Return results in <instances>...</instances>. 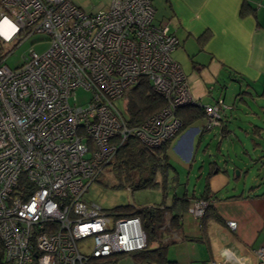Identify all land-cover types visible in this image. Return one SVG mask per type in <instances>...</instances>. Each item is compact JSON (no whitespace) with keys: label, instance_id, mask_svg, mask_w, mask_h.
I'll list each match as a JSON object with an SVG mask.
<instances>
[{"label":"built area","instance_id":"1","mask_svg":"<svg viewBox=\"0 0 264 264\" xmlns=\"http://www.w3.org/2000/svg\"><path fill=\"white\" fill-rule=\"evenodd\" d=\"M154 16L153 0H110L95 12L71 0H0L3 264H89L145 247L138 216L110 218L82 196L124 141L163 144L181 126L174 109L196 102L171 57L177 40ZM37 34L48 48L9 67L12 47ZM143 78L167 104L129 125L114 100ZM77 88L90 92L85 106L75 103ZM204 110V126L217 125L219 106ZM209 203L193 200L190 211L200 217ZM257 255L264 263L263 248Z\"/></svg>","mask_w":264,"mask_h":264},{"label":"crops","instance_id":"2","mask_svg":"<svg viewBox=\"0 0 264 264\" xmlns=\"http://www.w3.org/2000/svg\"><path fill=\"white\" fill-rule=\"evenodd\" d=\"M71 1L87 12L106 9L110 3ZM153 5L154 24L165 26L177 40L171 57L185 74L190 96L196 103L210 104L204 100L215 89L223 93L228 83L238 85L232 80L234 75L247 84L250 98L255 99L252 103L264 100V0H153ZM250 113L258 117L255 111ZM196 121H200L197 127L181 135L174 148L178 149L183 141L185 151L182 147L179 151L189 152L194 141L198 148L206 133H199L203 121ZM218 131L224 133L221 128ZM261 145L260 150H264ZM214 165L211 164L210 173L216 169ZM178 183L179 174L172 168L166 187L155 189L165 198L169 186L174 188ZM261 183L233 195H215L208 184L200 194H188L185 189L176 194L174 189L166 211L169 220L161 227L165 230L159 240L167 243V259L175 264H209L212 260L220 264H264L257 255L260 248L264 249V189H256ZM204 190L208 191L210 205L197 217L190 214L191 202L201 197ZM175 214L179 216V225L171 229L170 217ZM231 221L235 222L233 228L228 225Z\"/></svg>","mask_w":264,"mask_h":264},{"label":"rangeland","instance_id":"3","mask_svg":"<svg viewBox=\"0 0 264 264\" xmlns=\"http://www.w3.org/2000/svg\"><path fill=\"white\" fill-rule=\"evenodd\" d=\"M46 40L47 37L45 35H31L17 47H12V52L6 59L7 65L15 67L21 62L22 56L30 49H34L38 53L43 52L49 45ZM239 91V86L230 82L222 91L225 95L217 93L218 89H215L212 97L204 100V103L207 101L210 104H214L216 102L215 99L220 97L224 99V104L227 106H234L231 111L226 110L227 113L231 112L232 114V118L226 123L227 131L220 133L217 127L211 130L213 125L207 126V128L203 126L205 131L209 132L203 136L198 148L194 141L189 152L178 150L182 147L183 151H185L184 141L178 149L174 148V144L189 128L197 127L200 121L192 123L186 129H180V126V130L172 137L168 150V159L179 174V183L174 188L169 186L165 198H163L162 192L155 188L130 190L126 187H113V173L106 168L98 176V180L88 186L82 196V200L89 205L95 204L99 206L110 218H113L115 213L111 209L118 205L144 206L164 201L166 206H170L174 189H176V194H180L184 189L188 194L193 191L195 194H200L205 184H208L215 195H233L242 191L246 192L251 185L258 182L262 183L256 189H264V156L260 157L259 160L253 159L264 154V150H260V148L258 150L254 149L253 143L255 140L252 138L257 139L259 142L261 141L262 147H264V141L253 133L252 126L249 124V121H251L254 123H251L252 125H260L264 130V108L262 112L258 108V106H264V100L252 103V99L248 97H245V100H240L239 97L238 100L234 101V97ZM74 96L77 105L85 106L89 101L90 92L83 88H77L74 91ZM72 101L71 99L70 102ZM114 104L118 110L123 114L125 113L126 99L124 97L115 99ZM252 110L259 111L262 116L258 118L259 114L258 117H253L250 113ZM213 115L212 113L210 119H212ZM199 133L203 134L204 132L200 131ZM213 163H215L213 168L216 167V169L210 173V166ZM236 170H238L239 174H237ZM172 174H170V177ZM108 264L134 263L129 256L124 255L119 256L116 260L109 261Z\"/></svg>","mask_w":264,"mask_h":264},{"label":"trees","instance_id":"4","mask_svg":"<svg viewBox=\"0 0 264 264\" xmlns=\"http://www.w3.org/2000/svg\"><path fill=\"white\" fill-rule=\"evenodd\" d=\"M232 80L238 83L240 91L237 92V100H245V97L250 98L251 92L246 89L247 84L242 83V79L239 76H232ZM245 81V80H243ZM212 97V94H209ZM126 99L125 113L123 114L124 120L129 125L138 124L146 120L149 116L160 110L167 104V100L154 91L149 81L145 78L141 79L139 83L130 88ZM214 104H205L209 106H219V119L218 124L214 125L212 129L221 128L222 131H227L226 123L232 118L231 112L227 113L226 110L233 109L230 106L224 104V99L220 97L215 99ZM221 101V103H219ZM205 105L194 102L193 104H186L184 106L174 109V115L179 119L181 128L184 129L196 120H202V124L199 128V132L203 131L204 125L208 121V117L204 110ZM262 107L259 110L262 112ZM255 110H253L254 112ZM256 116L260 114L259 111H255ZM262 116V114H260ZM260 116V117H261ZM258 117V118H260ZM251 121L249 124L252 126L253 133L257 134L258 138L264 141V130L260 125H252ZM254 124V123H253ZM264 127V126H263ZM179 129V130H180ZM178 130V131H179ZM263 130V131H262ZM255 140L254 147L260 148L261 141ZM172 138L165 141L163 144L149 147L136 138L130 137L118 148L113 158L107 163L105 169L108 168L113 174L114 183L113 187H126L130 190H139L144 188H160L166 187L167 174L172 165L169 163L168 150L171 144ZM258 141V142H256ZM262 147V145H261ZM264 154L253 158L259 160ZM98 179H96L97 181ZM208 191L204 190V194L198 199L209 200ZM209 206L206 207V210ZM115 217L119 216H138L141 220L142 229L146 234L145 247L128 252V253H117L109 254L102 257H94L90 260L89 264H108L111 260H116L119 256H129L134 264H175L167 259L165 254L166 244L159 242L160 237L162 238V232L164 229L161 227L165 226L166 221L169 220L166 215L168 206L164 202L153 203L144 206L134 205H118L111 209ZM110 210V211H111ZM205 210V211H206ZM204 211V213H205ZM203 213V214H204ZM178 214L170 217V228L174 229L179 225ZM153 243L156 246H152ZM3 248L0 242V264H3Z\"/></svg>","mask_w":264,"mask_h":264},{"label":"flooded vegetation","instance_id":"5","mask_svg":"<svg viewBox=\"0 0 264 264\" xmlns=\"http://www.w3.org/2000/svg\"><path fill=\"white\" fill-rule=\"evenodd\" d=\"M209 205H210V203L207 206H209ZM205 210H206V208H205Z\"/></svg>","mask_w":264,"mask_h":264},{"label":"water","instance_id":"6","mask_svg":"<svg viewBox=\"0 0 264 264\" xmlns=\"http://www.w3.org/2000/svg\"><path fill=\"white\" fill-rule=\"evenodd\" d=\"M260 116H261V115H260ZM260 116H259V117H260Z\"/></svg>","mask_w":264,"mask_h":264}]
</instances>
